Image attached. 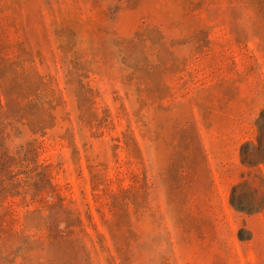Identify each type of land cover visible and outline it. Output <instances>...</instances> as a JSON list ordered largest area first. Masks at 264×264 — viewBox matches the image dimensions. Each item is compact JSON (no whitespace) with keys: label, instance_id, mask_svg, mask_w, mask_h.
<instances>
[{"label":"rangeland","instance_id":"rangeland-1","mask_svg":"<svg viewBox=\"0 0 264 264\" xmlns=\"http://www.w3.org/2000/svg\"><path fill=\"white\" fill-rule=\"evenodd\" d=\"M0 264H264V0H0Z\"/></svg>","mask_w":264,"mask_h":264}]
</instances>
